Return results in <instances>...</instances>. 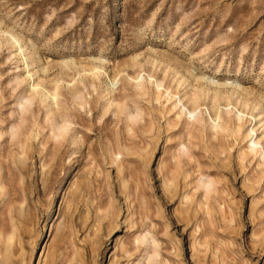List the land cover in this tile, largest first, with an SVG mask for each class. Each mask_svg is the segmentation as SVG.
<instances>
[{
	"label": "rangeland",
	"instance_id": "374dc122",
	"mask_svg": "<svg viewBox=\"0 0 264 264\" xmlns=\"http://www.w3.org/2000/svg\"><path fill=\"white\" fill-rule=\"evenodd\" d=\"M0 264H264V0H0Z\"/></svg>",
	"mask_w": 264,
	"mask_h": 264
},
{
	"label": "bare ground",
	"instance_id": "6f19581e",
	"mask_svg": "<svg viewBox=\"0 0 264 264\" xmlns=\"http://www.w3.org/2000/svg\"><path fill=\"white\" fill-rule=\"evenodd\" d=\"M189 114L191 115L192 113L189 112ZM257 143H253L252 145H256Z\"/></svg>",
	"mask_w": 264,
	"mask_h": 264
}]
</instances>
